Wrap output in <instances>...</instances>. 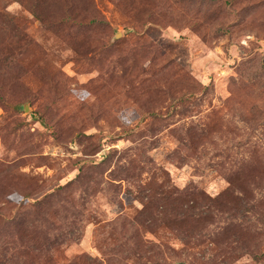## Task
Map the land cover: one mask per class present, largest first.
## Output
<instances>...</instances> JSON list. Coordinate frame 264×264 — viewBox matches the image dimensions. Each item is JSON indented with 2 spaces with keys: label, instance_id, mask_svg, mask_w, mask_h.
<instances>
[{
  "label": "rangeland",
  "instance_id": "374dc122",
  "mask_svg": "<svg viewBox=\"0 0 264 264\" xmlns=\"http://www.w3.org/2000/svg\"><path fill=\"white\" fill-rule=\"evenodd\" d=\"M264 264V0H0V264Z\"/></svg>",
  "mask_w": 264,
  "mask_h": 264
},
{
  "label": "water",
  "instance_id": "95a60500",
  "mask_svg": "<svg viewBox=\"0 0 264 264\" xmlns=\"http://www.w3.org/2000/svg\"><path fill=\"white\" fill-rule=\"evenodd\" d=\"M178 264H184V263L180 262V263H178Z\"/></svg>",
  "mask_w": 264,
  "mask_h": 264
}]
</instances>
